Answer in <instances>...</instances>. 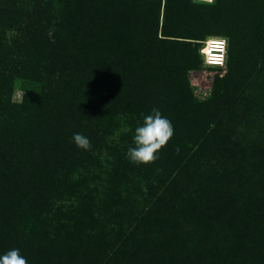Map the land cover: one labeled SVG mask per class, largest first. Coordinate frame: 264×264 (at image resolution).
<instances>
[{
  "label": "trees",
  "instance_id": "trees-1",
  "mask_svg": "<svg viewBox=\"0 0 264 264\" xmlns=\"http://www.w3.org/2000/svg\"><path fill=\"white\" fill-rule=\"evenodd\" d=\"M58 1L0 0V255L264 264V147L245 146L231 126V113L247 108L234 75L237 36L198 29L222 22L226 3ZM225 35L232 72L198 100L188 77L205 64L197 40ZM176 57L180 66L170 64ZM20 78L42 90L15 101ZM153 108L174 136L154 163L134 164L127 151ZM245 165L262 169L261 186L246 190Z\"/></svg>",
  "mask_w": 264,
  "mask_h": 264
},
{
  "label": "rangeland",
  "instance_id": "rangeland-1",
  "mask_svg": "<svg viewBox=\"0 0 264 264\" xmlns=\"http://www.w3.org/2000/svg\"><path fill=\"white\" fill-rule=\"evenodd\" d=\"M223 2L226 3V6L221 13L222 22L215 24V21H212L208 27L198 29L203 32L215 31L218 34L223 32L236 34L235 43L230 40L229 36H225L236 47V54L232 57L233 65L235 63L238 67L234 73L235 81L243 83L245 86L243 103L247 108L240 115L235 112L231 113L237 117L232 120L231 126L235 130V138L245 146L258 145L259 143L264 147V43L261 40L264 32V0H223ZM56 4L60 5L58 0H56ZM61 6L64 8V4ZM163 14L164 12L161 11V26L164 20ZM161 28L160 36H162ZM11 33L12 31L8 32V35H12ZM198 47L200 48V45ZM174 59L170 64L177 66L179 63L180 66L183 59L179 57ZM227 66L223 68L210 67L202 62L201 67L189 71L190 85L198 100L210 98L215 89L216 80L225 79L230 75L232 70ZM175 78L179 83V75H176ZM42 87L43 84L36 80L20 78L15 83L13 99L21 101L26 88L39 92ZM226 118H228V114ZM249 166L245 165V169L242 170L247 177L245 186L247 191L251 190V187L256 189L258 185L261 186V184H256V181L261 178L262 169L254 170Z\"/></svg>",
  "mask_w": 264,
  "mask_h": 264
},
{
  "label": "clouds",
  "instance_id": "clouds-1",
  "mask_svg": "<svg viewBox=\"0 0 264 264\" xmlns=\"http://www.w3.org/2000/svg\"><path fill=\"white\" fill-rule=\"evenodd\" d=\"M202 47L199 54L210 65L223 66L227 56L228 39L220 36H208L199 42ZM143 115V114H142ZM174 136L172 122L161 112L153 108L150 115L143 116V123L135 129L134 147L127 151V158L134 164H150L159 159L158 153ZM75 145L85 151L91 148V141L80 133L73 135ZM179 152V148L176 149ZM0 264H28L19 249H11L0 255Z\"/></svg>",
  "mask_w": 264,
  "mask_h": 264
},
{
  "label": "built area",
  "instance_id": "built-area-1",
  "mask_svg": "<svg viewBox=\"0 0 264 264\" xmlns=\"http://www.w3.org/2000/svg\"><path fill=\"white\" fill-rule=\"evenodd\" d=\"M197 1H202V2L212 3V2H214L215 0H197ZM220 37H224V36H220ZM226 38H227V37H226ZM227 39H228V38H227ZM201 47H202V46H201ZM228 53H229V40H228L227 56H226V58H225L224 65H223V66H218V65H210V64H207V63H205V65L210 66V67H218V68H223V67L227 66Z\"/></svg>",
  "mask_w": 264,
  "mask_h": 264
}]
</instances>
